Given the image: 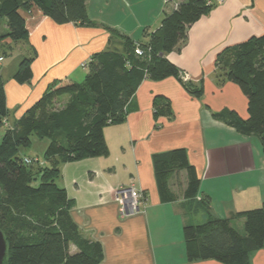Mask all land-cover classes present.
Returning <instances> with one entry per match:
<instances>
[{"label":"crops","instance_id":"0c3cea01","mask_svg":"<svg viewBox=\"0 0 264 264\" xmlns=\"http://www.w3.org/2000/svg\"><path fill=\"white\" fill-rule=\"evenodd\" d=\"M183 1L87 0L94 22L90 25L58 24L35 6L22 11L29 32L27 39L18 41L24 54L12 55L7 61L4 57L0 70L14 121L56 80H84L88 68L83 64L93 54L124 52L121 35L147 41L145 31L156 30L165 12ZM212 2L210 12L190 25L186 39L168 54L190 76L193 86L203 88L202 97L193 96L175 77L146 79L129 105L127 120L105 128L109 153L80 161L88 166V178L75 172L71 163L63 165L62 186L75 202L72 217L86 238L102 243V264H216L214 260H188L183 227L214 217L231 219L242 229V221L235 215L264 203L260 137L241 134L213 116L228 107L248 117L247 98L240 87L233 82L218 85L216 58L224 48L264 34V0ZM7 32L6 19H0V34ZM12 41L6 38L1 44L12 47ZM26 57L33 59V76L18 83L13 76ZM158 94L171 99L174 117L155 118L153 99ZM69 98L65 95L60 101L66 103ZM177 147L187 149L200 189L194 199L185 198L188 175L186 170L176 171L169 183L177 199L164 203L153 158ZM130 185L141 189L145 198L140 210L125 214L116 190ZM203 198L209 201L207 207L198 205Z\"/></svg>","mask_w":264,"mask_h":264},{"label":"trees","instance_id":"16d2710c","mask_svg":"<svg viewBox=\"0 0 264 264\" xmlns=\"http://www.w3.org/2000/svg\"><path fill=\"white\" fill-rule=\"evenodd\" d=\"M34 6L58 24H94L87 0H0V19L5 18L8 26V32L0 34V44L6 38L14 42L27 39L22 11ZM213 7L212 0H186L166 11L156 30L145 31L147 41L121 35L124 52L93 54L83 81L71 77L56 80L7 128L0 142V228L8 243V264H102V243L86 238L72 217L74 199L59 183L62 166L109 153L104 130L127 120L129 105L146 79L175 77L193 96L202 97L203 88L185 81L168 54L186 39L188 27ZM138 47L143 55L136 53ZM32 61L29 57L22 60L14 80L25 83L32 78ZM2 78L0 73V125L10 116ZM216 79L220 86L233 82L240 87L247 98L248 117L226 107L215 111L214 118L241 134L259 136L264 150V34L224 48L216 58ZM65 95L70 98L62 103ZM153 111L156 119L174 117L172 101L163 94L154 96ZM33 137L50 141L43 156L45 165L28 164L26 155H21L23 147L32 145ZM153 163L162 202L177 199L169 181L180 170L188 175L185 198L198 195L200 178L185 147L158 153ZM198 205L207 207L209 201L203 198ZM235 219L242 221V229L228 218L186 224L183 237L188 260L252 264L254 254L264 250V203L238 212Z\"/></svg>","mask_w":264,"mask_h":264},{"label":"rangeland","instance_id":"374dc122","mask_svg":"<svg viewBox=\"0 0 264 264\" xmlns=\"http://www.w3.org/2000/svg\"><path fill=\"white\" fill-rule=\"evenodd\" d=\"M12 43H13L11 45L12 49L10 46L9 47L6 46L5 43H4V46H2V44H0V54L5 57L6 61H7V59H10L12 55L18 56L21 53L24 54V51H23L24 48L22 46L23 44L21 42L17 43V42L12 41ZM9 61H11V60H9ZM2 79L4 82V75H3ZM78 82H81V81H78ZM143 91H142V93H143ZM15 123H16V121H14V118H12V116L10 115L9 119L5 120V124L0 125V142L3 138V135L5 134V131L7 130V128L13 127V125H15ZM49 142L50 141L47 138L40 139L38 137H33L32 145L30 147H23L21 150V155L31 156L33 158L32 163L34 165H41V164L45 165V160H44L43 156H44L45 151L49 145ZM77 162H69V163H71L70 165H74V166H72V169L75 172H78L80 174L82 173L84 178H88L89 172L87 171L88 166H87L86 162H80V161H77ZM74 163H77V164H74ZM62 174H63V166H62ZM61 181H62V179L59 181L60 184H62ZM213 263L222 264V263H219L217 261H215ZM252 264H264V250L259 251L258 254H254L253 259H252Z\"/></svg>","mask_w":264,"mask_h":264},{"label":"built area","instance_id":"2783aa9c","mask_svg":"<svg viewBox=\"0 0 264 264\" xmlns=\"http://www.w3.org/2000/svg\"><path fill=\"white\" fill-rule=\"evenodd\" d=\"M138 55H143L141 48L136 49ZM4 57H0V67H2ZM87 67V62L83 64ZM185 81H189L190 76L186 73H181ZM26 163L30 164L33 162V158L26 156L24 157ZM117 200L122 206V210L125 214L135 213L140 210V204L145 198V194L141 189H137L134 185L122 186L116 190Z\"/></svg>","mask_w":264,"mask_h":264},{"label":"water","instance_id":"95a60500","mask_svg":"<svg viewBox=\"0 0 264 264\" xmlns=\"http://www.w3.org/2000/svg\"><path fill=\"white\" fill-rule=\"evenodd\" d=\"M0 264H8V243L4 232L0 228Z\"/></svg>","mask_w":264,"mask_h":264}]
</instances>
